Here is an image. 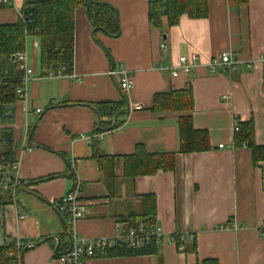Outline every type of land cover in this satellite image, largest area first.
I'll return each mask as SVG.
<instances>
[{
    "label": "crops",
    "instance_id": "0c3cea01",
    "mask_svg": "<svg viewBox=\"0 0 264 264\" xmlns=\"http://www.w3.org/2000/svg\"><path fill=\"white\" fill-rule=\"evenodd\" d=\"M94 1L114 8L118 35L98 31L95 42L85 8L78 7L72 73L51 77L41 76L38 42L28 38L25 50L35 78L26 85L25 99L0 120V131L12 132L19 180H43L30 190L45 202L24 193L22 203L16 197L15 204L4 207L7 239L36 243L23 253L22 264H68L55 257V239L41 241L61 239L58 203L75 184L86 206L84 217L71 229L76 237L113 240L123 235L115 216L122 212V202L142 195L155 196L156 228L162 233L155 256H96L84 264H201L208 259L217 264H264V229L259 230L264 228V162L255 166L250 151L233 144L236 124L252 121L255 143L264 146V0H248L239 8L228 0H208L206 19L183 15L173 27L163 19L161 30L149 26V0ZM22 3L0 0V25L16 23ZM223 52L237 61L230 73L210 67ZM182 57L193 68L173 77ZM111 61L113 69L122 65L129 71L128 91L120 89L118 77L108 74ZM11 64L20 74L13 59ZM180 90L191 92L192 124L207 131L209 149L177 154L172 172L158 171L131 183L121 177L119 166L118 198L110 199L91 142L111 157L130 155L139 144L148 153L176 152L180 114H158L151 107L155 94ZM124 98L128 112L118 117L117 126L94 133L95 113L84 104L95 109L97 103H120ZM38 118L30 141L38 147H32L28 135ZM63 159L70 163L72 176L46 180L69 172ZM175 234L184 237L180 248L169 241ZM67 240L70 245V237Z\"/></svg>",
    "mask_w": 264,
    "mask_h": 264
},
{
    "label": "trees",
    "instance_id": "16d2710c",
    "mask_svg": "<svg viewBox=\"0 0 264 264\" xmlns=\"http://www.w3.org/2000/svg\"><path fill=\"white\" fill-rule=\"evenodd\" d=\"M229 5L244 7L248 0H228ZM84 7L88 20L94 28H100L111 36L119 33L115 21L116 11L106 3L93 4L87 0H23L20 18L16 23L0 25V120L18 101L16 90L21 86V73L14 71L11 64L15 53L23 51L25 36L34 38L39 46V68L43 77L62 71L68 75L73 69L74 46V14L78 7ZM209 14L208 0H149L147 19L152 28L162 29L165 19L168 27L176 26L180 17L189 19H206ZM125 99V98H124ZM95 110L100 117V127L106 129L111 125V119L121 109L126 107L125 101L120 103H97ZM193 98L190 91L180 90L169 93L155 94L151 111L158 114L179 113L177 120L178 149L169 153H148L142 145L135 147L134 153L123 157H111L100 153L98 143L92 141V158L100 173V181L107 190L110 199L118 198V177L116 169L121 166V177L132 182L137 177L151 176L158 171L172 172L175 168L177 154L205 152L209 149L208 133L196 130L192 124L191 113ZM103 119H107L103 121ZM115 124L114 127H116ZM94 133H100L97 129ZM235 148L246 147L251 154L253 164L258 166L264 162V146H258L254 139L252 121L238 122L233 131ZM15 146L12 132L0 131V158L6 161L15 159ZM19 191V189H18ZM17 191V192H18ZM12 203L8 194H2L0 187V205ZM59 204V203H58ZM122 212L115 218L124 233L140 226L144 229L156 228V199L154 195L133 196L122 202ZM58 209V207H57ZM67 233L70 234L68 228ZM158 240L151 236L145 239L137 249L128 247L125 243H116L98 256L127 257L155 256ZM34 246L36 243H33ZM64 232L59 240L55 257L64 255L69 246ZM177 248L181 242L176 239ZM9 246L0 247V264H10L7 256ZM26 250H23L24 253ZM201 264H217L215 260H204Z\"/></svg>",
    "mask_w": 264,
    "mask_h": 264
},
{
    "label": "built area",
    "instance_id": "2783aa9c",
    "mask_svg": "<svg viewBox=\"0 0 264 264\" xmlns=\"http://www.w3.org/2000/svg\"><path fill=\"white\" fill-rule=\"evenodd\" d=\"M22 18L19 12V19ZM28 36H25V40H28ZM25 41V43H26ZM34 46L36 44L34 43ZM162 51H165V46L161 45ZM13 61L16 63L17 70L21 73L20 78V87L16 90V95L18 100L23 101L26 97V85L27 83L34 79L33 70L30 68L28 63V56L24 47L23 51L17 52L12 57ZM179 65L172 72V76H177L178 72L181 71L184 74H188L192 68L193 64L188 62L185 58H179ZM237 61L232 57L230 52H223L218 57L214 58L210 67L212 70H215L217 67H220L224 73H230L236 69ZM250 65H248L249 67ZM62 71H58L55 75L60 76ZM112 77L119 78V87L123 92L128 91L131 88L132 81L129 75V71L124 68L122 65L114 68L108 73ZM54 74H49L48 76H55ZM36 113H40V110H36ZM90 142L89 138H86ZM219 149L223 148V145H218ZM20 162L18 158L13 159L12 161H6L3 158H0V187L2 194L10 195L12 199V204H15L16 195L18 189L22 185V182L18 178ZM80 186L75 184L73 189L68 192L62 199L59 201L58 212L65 218V224L70 232V245L67 252L60 256L59 259L62 262L68 264H84L86 259L94 258L99 254H102L106 249L112 248L116 243H125L128 247L132 249H137L142 246L143 241L149 239L153 236L159 240L162 236V233L159 228L153 230L144 229L139 227L137 229H130L127 233L121 234L116 239H107V238H98L93 240L81 239L75 236L72 233L71 229L74 224L84 217L86 212L85 203H83L79 198ZM5 206L0 205V247H7V256L10 259V264H22V255L23 250L30 249L33 247V243L21 239L8 240L5 235L4 230V219H5ZM263 225L260 227V231H263ZM178 239L181 243L184 241L182 235H172L169 237L171 243H176Z\"/></svg>",
    "mask_w": 264,
    "mask_h": 264
},
{
    "label": "water",
    "instance_id": "95a60500",
    "mask_svg": "<svg viewBox=\"0 0 264 264\" xmlns=\"http://www.w3.org/2000/svg\"><path fill=\"white\" fill-rule=\"evenodd\" d=\"M87 1H89V2H91V3H93V4H100V2H96V1H94V0H87ZM115 21H116V23H117V14H115ZM98 31H100V32H104V31H103L102 29H100V28H94V29L92 30V39H93L95 42H97V40H96V38H95V33L98 32ZM104 33H106V32H104ZM108 36H111V35H108ZM113 37H114V36H113ZM163 39H165V36H163ZM105 52L109 55V53H108L107 51H105ZM113 67H114V63H113V61H111V70H113ZM123 100H124L125 103H126V107L123 108V109H121V110H119V111L114 115L111 125H110L108 128H106V129H102V128L100 127V117L97 115L95 109H93L92 106L89 105V104H84V106L89 107V108H91V109L94 111L95 116H96V128H97V130H98L99 132H102V131H104V130H106V131H110V130H112V129L114 128L115 124H116V121H117L118 117H119L121 114H124V113H127V112H128L127 101H126V99H123ZM63 106H72V105H63ZM7 116H8L9 118L11 117L10 114H8ZM39 120H40V118H38V119L34 122V124L32 125V127H31V129H30L29 135H28V142H29V144H30L32 147H38V146H36V145L31 144L30 141H31L32 132L34 131V129H35L37 123L39 122ZM63 161H64V163H65V165H66V167H67V169H68L69 172H68L67 174H64V175H61V176H53V177H49V178L46 179V180L56 179V178H59V177H70V176H72L73 171H72V169H71V167H70V163H69L68 161H66L65 159H63ZM41 182H43V180H40V181H34V182H28V183H23V184L20 186V190H21L23 193H26V194H28V195H30V196L35 197L36 199H38V200H40V201H42V202H45L40 196L36 195L33 191L30 190V188H31L32 186H36L37 184H40ZM58 217H59V222H60V224H61V226H62L63 232H65L66 235H67V237L69 238V237H70V234L67 233V227H66V224H65V220H64V218L61 217V216H58ZM52 239H55V240L57 241V244H56V247H55V251H56L57 248H58V243H59V239H58L57 237H50V238L43 239V240L41 241V243H45V242H47L48 240H52ZM33 246H34V245H33ZM25 250H28V249H25Z\"/></svg>",
    "mask_w": 264,
    "mask_h": 264
},
{
    "label": "rangeland",
    "instance_id": "374dc122",
    "mask_svg": "<svg viewBox=\"0 0 264 264\" xmlns=\"http://www.w3.org/2000/svg\"><path fill=\"white\" fill-rule=\"evenodd\" d=\"M16 197H17V199L20 200V202L22 203L23 199L26 198V195H24L23 192L18 191Z\"/></svg>",
    "mask_w": 264,
    "mask_h": 264
}]
</instances>
